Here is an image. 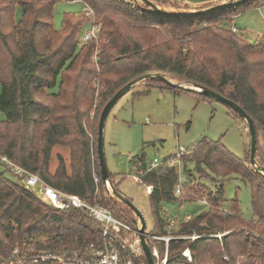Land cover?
I'll list each match as a JSON object with an SVG mask.
<instances>
[{
  "label": "trees",
  "instance_id": "trees-1",
  "mask_svg": "<svg viewBox=\"0 0 264 264\" xmlns=\"http://www.w3.org/2000/svg\"><path fill=\"white\" fill-rule=\"evenodd\" d=\"M57 1L0 0V112L5 115L0 120V159L134 224L132 210L124 203L119 205L106 190L97 139L93 158L83 119L94 102L96 84L104 107L128 82L163 73L210 88L242 106L256 125V158L264 167V146L259 142L264 135V43L249 42L219 25L228 12L234 16L264 0L193 17L158 15L135 0H81L94 14L66 13L62 27L56 29L53 11ZM17 6L22 16L16 23ZM88 22L100 27L99 38L83 43L80 34ZM153 84L211 99L159 80L147 79L144 85ZM56 145L70 148L69 170L59 155L56 169L50 171ZM189 154L181 158L186 182L179 193L176 165L163 162L149 169L144 154L131 160L141 183L153 187L149 194L153 233H164L169 224L166 203L181 206L206 200L208 204L206 210L179 224L178 233L196 238L171 241L167 264H264V174L251 164L250 147L239 158L220 141L205 138ZM4 162L14 179L0 172V259L31 242L36 251L50 250L68 257L87 256V247L101 245V224L87 210L56 209L34 189L26 188ZM110 176L120 191L119 183ZM235 176L251 187L253 220L243 218L237 199L224 206V185ZM198 179L211 181L213 188ZM220 232L225 233L219 237ZM157 245L163 255L164 242ZM186 249L192 261L182 255Z\"/></svg>",
  "mask_w": 264,
  "mask_h": 264
},
{
  "label": "rangeland",
  "instance_id": "rangeland-1",
  "mask_svg": "<svg viewBox=\"0 0 264 264\" xmlns=\"http://www.w3.org/2000/svg\"><path fill=\"white\" fill-rule=\"evenodd\" d=\"M152 1L162 10L168 12H188L236 0ZM140 4L144 5L143 2H140ZM86 7L87 5L81 0L57 1L53 11L55 28L60 29L62 27L66 13H85ZM232 14L234 13L230 14L228 12V16L222 21L220 20L219 25L222 24L231 28L238 35L246 37L249 42L264 43V1L257 6L252 5L246 8L239 15L235 14L234 16L238 15L235 18ZM21 16V9L17 6L14 14L16 23L19 22ZM91 25V22L84 24L80 37ZM98 38L99 35L94 39L98 40ZM97 68L99 72V67ZM172 79L180 81L175 78ZM145 82L146 80L130 89L111 109L104 127V153L109 173L119 183L120 191L142 211L147 222V231L152 234L154 214L149 201L150 193L147 191L145 184L135 179L134 176H139L131 166V160L144 154L147 163L157 158L160 162L159 165L163 162L176 165L179 170V182L184 184L186 173L183 163L176 157L180 147L191 152L193 147L206 138L211 141H220L232 154L244 158L245 152L249 153L250 134L246 122L222 102L215 99H201L193 93H175L171 89L157 84L144 85ZM57 88L58 86L54 87L53 90H57ZM95 88L94 102L88 117L83 119V125L90 137L93 158L96 155L94 148L96 147L97 125L104 108L102 97L99 95V84H96ZM4 117L5 115L0 112V120ZM259 142L264 146V135L260 136ZM59 155L65 159L69 170L70 148L66 145H56L53 147L51 154V172L56 169L59 163ZM189 155V153L186 154V156ZM192 166V164H188L189 168H192ZM0 172H3L7 178L14 179L3 159H0ZM198 182L213 188V184L209 180L198 179ZM224 189L225 207L228 206L230 200L237 199L243 218L247 220L255 219L251 203V187L247 182L241 177L235 176L225 183ZM34 192L40 197L37 187ZM118 201L119 205H124L120 200ZM207 208L208 205L203 200L185 202L181 206L166 203L164 207L169 218L176 220L177 235L180 234L178 233L179 224L185 220L187 215L194 216ZM131 214L133 218L136 217L133 211ZM224 233L220 232L216 235L221 237ZM159 241L161 240H152V246L155 245L158 248L157 242ZM187 250L184 251L187 252V255L184 256L183 252L182 255L187 260L192 261L191 253Z\"/></svg>",
  "mask_w": 264,
  "mask_h": 264
},
{
  "label": "built area",
  "instance_id": "built-area-1",
  "mask_svg": "<svg viewBox=\"0 0 264 264\" xmlns=\"http://www.w3.org/2000/svg\"><path fill=\"white\" fill-rule=\"evenodd\" d=\"M85 12L87 15L93 14V10L89 6L86 7ZM99 32L100 27L92 24L84 32L81 41L85 43L97 38ZM189 152L190 150L180 147L176 157L181 160L182 156ZM4 160L9 167L13 168L14 173L22 178V184L26 188L35 189L37 187L40 198L56 209L65 210L75 207L87 210L88 214L101 224V245L87 247V256L75 254L73 257H68L50 250L36 251L34 243L31 242L21 247H16L9 258L0 259V264H147L138 236V228L141 225L139 220L138 223L134 224L125 222L115 217L106 207L99 204H91L79 195L58 190L43 180L38 174L31 173L6 158ZM159 164V160L155 158L150 164L149 169L155 168ZM134 177L138 181H141L139 177ZM95 181L98 182L97 177H95ZM152 189L151 185L147 186L149 193L152 192ZM181 189L182 184L179 182L176 193H179ZM204 202L207 203L206 200ZM191 218V215H187L185 221ZM175 222L176 220L170 219L162 234H151L146 230L155 264H167L168 249L171 241L183 238H196V235H177ZM152 240H161L165 243L166 247L163 255H161L155 245L152 246ZM183 255L186 256L187 252H183Z\"/></svg>",
  "mask_w": 264,
  "mask_h": 264
},
{
  "label": "water",
  "instance_id": "water-1",
  "mask_svg": "<svg viewBox=\"0 0 264 264\" xmlns=\"http://www.w3.org/2000/svg\"><path fill=\"white\" fill-rule=\"evenodd\" d=\"M137 3L143 2L145 5L149 6L151 11L158 15L163 16H172V17H193V16H200V15H206L218 11L227 10L230 8H233L235 6H239L241 4L246 3L249 0H236V1H228L224 3H219L212 5L208 8L199 9L195 11H188V12H168L165 10H162L156 3H154L152 0H135ZM147 79H154L159 80L161 82L167 83L171 86L178 87L181 89H186L189 91L197 92L202 95H205L211 99H215L219 102L224 103L228 107H230L232 110L237 112L246 122V125L249 130L250 134V158H251V164L255 167V169L261 173L264 174V167L261 166L256 158V150H257V128L254 123V120L250 115L240 106L238 103L234 102L233 100L226 98L225 96L221 95L220 93L204 87L199 84L186 82V81H174L172 78L164 75L163 73H154V74H146L143 75L137 79H134L127 84H125L123 87L118 89L116 93L108 100V102L105 104L104 108L102 109V112L100 114L99 122H98V136H97V152L99 156V162L101 167V174L102 178L105 183L106 190L109 194L116 197L118 200H120L122 203L127 205L136 215V217L133 218L134 223H138V220L140 221V227L138 228V236L140 239V243L142 246V249L144 251V256L146 259L147 264H155L154 257L152 255V249L150 246V243L148 241L147 237V222L146 219L142 213V211L136 206V204L128 198L126 195H124L122 192L116 189L115 185L112 182L110 173L108 171L105 153H104V127L106 118L108 117L111 109L114 107V105L117 103V101L126 94L130 89L138 85L140 82L147 80Z\"/></svg>",
  "mask_w": 264,
  "mask_h": 264
},
{
  "label": "crops",
  "instance_id": "crops-1",
  "mask_svg": "<svg viewBox=\"0 0 264 264\" xmlns=\"http://www.w3.org/2000/svg\"><path fill=\"white\" fill-rule=\"evenodd\" d=\"M239 15V14H238ZM238 15H236V16H238ZM236 16H234V18L236 17ZM194 148V147H193ZM154 160V159H153ZM152 163V161L149 163V165ZM134 169V168H133ZM146 187H147V185H145ZM204 201V200H203ZM208 205V204H207ZM165 207V206H164ZM166 213H168V212H166ZM199 213V212H198ZM168 215V214H167Z\"/></svg>",
  "mask_w": 264,
  "mask_h": 264
}]
</instances>
